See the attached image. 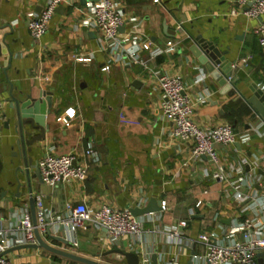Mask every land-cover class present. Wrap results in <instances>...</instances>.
Returning a JSON list of instances; mask_svg holds the SVG:
<instances>
[{"label":"crops","instance_id":"crops-1","mask_svg":"<svg viewBox=\"0 0 264 264\" xmlns=\"http://www.w3.org/2000/svg\"><path fill=\"white\" fill-rule=\"evenodd\" d=\"M121 1L129 21L120 32L138 36V53L147 63H113L105 71L112 56L102 50L91 23V0L61 3L38 40L32 39L27 25L47 0H0L1 253L24 245L17 226L25 210L31 216L28 198L35 195L43 196L51 234L64 242L49 239L41 230L44 241L96 263L126 264L103 256L126 242V251L137 254L139 264H202L207 248L197 240L200 234L219 245L234 244L242 240L245 220L264 234V122L246 102L253 84L264 91V46L254 32L264 15L232 16L233 0ZM168 40L179 43L177 51L151 57ZM201 42L213 46L222 64H238L231 84L221 86L202 72L197 51ZM76 54L91 59L78 63ZM170 73L182 76L197 125L227 123L234 129L237 142L218 148V154L230 179L241 184L245 200H236L235 188L212 177L205 157L188 160L189 142L169 137L171 124L159 108L162 95L155 76ZM47 93L52 105L44 138L24 146L23 160L10 105L14 99L38 100ZM26 128L30 136L25 142L39 136L40 130ZM88 145L97 160L87 161L81 185L47 187L34 175L47 152L81 154ZM151 199L159 202L160 210L136 216L139 237L110 242L104 229L87 225L76 229L72 245L55 223L79 203L90 210L105 203L130 211L144 208ZM198 200L201 209L194 207ZM181 221L186 222L183 228ZM173 230L182 233L181 244L169 238ZM4 257L11 264H83L43 250H14ZM262 260L264 264V256Z\"/></svg>","mask_w":264,"mask_h":264},{"label":"built area","instance_id":"built-area-1","mask_svg":"<svg viewBox=\"0 0 264 264\" xmlns=\"http://www.w3.org/2000/svg\"><path fill=\"white\" fill-rule=\"evenodd\" d=\"M158 1V0H154ZM65 0H47L42 12L35 15L28 22L27 28L34 40L40 39L48 30L49 23L57 7ZM90 20L102 43V50L107 52L109 58L103 66L108 71L113 63L129 64L137 63L146 66L147 61L140 58L137 48L138 36L133 32L121 34L120 30L128 23L124 5L121 0H96L90 3ZM242 13L248 18H261L264 15V0H233V9L230 14L236 16ZM259 43L264 46V21L260 22L255 29ZM178 42L168 40L163 49H155L151 57L160 53L174 54L178 49ZM88 54H76L75 61L87 63L90 61ZM246 60L244 59L243 62ZM238 68L237 63L230 64L232 72ZM157 88L160 90L162 100L160 110L164 118L170 122L171 139L189 142L191 149L188 160L195 161L205 157L211 164L212 177L219 182L235 188L234 198L243 201L247 196L241 190V184L230 179L227 168L222 164L218 148L228 147L237 142V135L230 124L221 123L209 127H202L193 120L191 99L186 91L182 76L178 73L160 74L155 76ZM232 80V74L227 82ZM264 88V86H261ZM97 160V154L92 146L88 145L83 153L74 151L66 154L47 152L38 162L37 170L40 174L41 183L47 187L64 184L81 185L87 178L88 162ZM246 161L243 160L242 163ZM36 227L44 231L47 210L42 195L33 196ZM203 202L198 200L194 207L201 209ZM162 209L166 208L163 201ZM264 206L261 207V209ZM66 232L65 238L72 245L73 233L78 228L93 225L104 229L107 239L115 242L128 237H139L141 233L140 220L134 217L127 209H118L102 203L96 210H90L84 203H79L69 209L65 218L57 219ZM180 227H185L186 222L181 221ZM17 229L22 234L24 244H34V226L31 216L26 210L22 213ZM242 240L230 245H219L211 241L206 233L200 234L197 240L206 245V254L202 258V264H256L257 255L264 252V234L258 232V228L250 220H245L242 225ZM181 232L173 230L169 234L172 240L180 241ZM2 250H0L1 253ZM0 264H11L4 256H0Z\"/></svg>","mask_w":264,"mask_h":264},{"label":"water","instance_id":"water-1","mask_svg":"<svg viewBox=\"0 0 264 264\" xmlns=\"http://www.w3.org/2000/svg\"><path fill=\"white\" fill-rule=\"evenodd\" d=\"M84 1V0H81ZM96 1V0H91ZM201 44L200 49H198V61L199 64L202 66L203 73H210V75L218 80L221 86H224L227 83V78L232 74L230 69V64H222L223 58L218 57L213 51V46L209 43ZM230 83V82H229ZM231 84V83H230ZM251 96L247 98L246 102L249 104L250 107L256 112L258 117L264 122V91L258 88L255 84H253L250 88ZM51 94L47 93L43 95V98H39L38 100H33L30 96H25L22 100H13L14 103L10 105V108L14 110L12 120L15 122V129L16 133L19 135V138L16 142L19 152L21 154L22 159H25L26 151L24 150V146H32L35 142H40L45 135L47 125L45 124V117L50 113L52 100ZM9 120L6 122L8 126ZM6 126V127H7ZM26 127L31 129H38L40 130L39 136L31 138L28 142H25L24 137H29L30 133ZM31 150V149H30ZM30 161V160H29ZM26 170L28 172V166L26 165ZM39 182L41 183L39 171L36 170L34 174ZM42 184V183H41ZM31 193V191L29 192ZM29 206H30V213H31V220L34 226V237L35 243L34 244H24L15 247L12 250L2 252L0 256H4L11 251L14 250H26L31 252H36L39 250L46 251L51 254H55L58 256H62L64 258H68L70 260L80 262L83 264H103V263H96L91 260H87L85 258L57 250L52 248L48 245L44 239L42 238L41 233L39 232L38 228L36 227V218H35V208H34V200L32 196L28 198ZM160 210V204L158 201L151 199L147 206L142 209L134 208L131 209V214L136 217L139 215L152 213ZM45 222V235L49 239L58 240L64 242L61 238L54 237L51 232V224L49 218L44 219ZM63 229V227H60ZM105 231V230H104ZM67 243V242H66ZM127 244L126 242L121 245L119 249H111L103 253V256H107L111 259L117 261H125L126 264H139V257L137 254L132 252L126 251ZM264 256L263 253H259L257 255L258 263L262 264V257Z\"/></svg>","mask_w":264,"mask_h":264}]
</instances>
